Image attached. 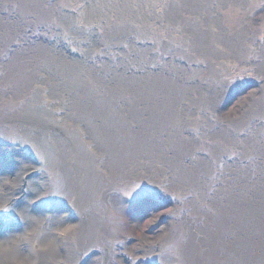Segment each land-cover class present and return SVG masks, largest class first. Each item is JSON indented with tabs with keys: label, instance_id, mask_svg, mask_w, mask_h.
Segmentation results:
<instances>
[{
	"label": "bare ground",
	"instance_id": "obj_1",
	"mask_svg": "<svg viewBox=\"0 0 264 264\" xmlns=\"http://www.w3.org/2000/svg\"><path fill=\"white\" fill-rule=\"evenodd\" d=\"M0 264H264V0H0Z\"/></svg>",
	"mask_w": 264,
	"mask_h": 264
},
{
	"label": "rangeland",
	"instance_id": "obj_2",
	"mask_svg": "<svg viewBox=\"0 0 264 264\" xmlns=\"http://www.w3.org/2000/svg\"><path fill=\"white\" fill-rule=\"evenodd\" d=\"M236 101V100H235ZM234 101V103H235ZM144 209L143 214L141 215V221L144 224H148L147 226L151 225L152 223L156 222V218L158 214H161V208L155 207V205H149V202H144L141 206ZM144 207V208H143ZM160 225V224H159Z\"/></svg>",
	"mask_w": 264,
	"mask_h": 264
}]
</instances>
